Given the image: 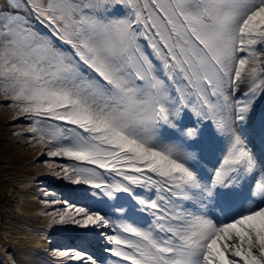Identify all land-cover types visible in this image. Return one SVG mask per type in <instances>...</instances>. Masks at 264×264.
Instances as JSON below:
<instances>
[{"label":"snow or ice","instance_id":"obj_1","mask_svg":"<svg viewBox=\"0 0 264 264\" xmlns=\"http://www.w3.org/2000/svg\"><path fill=\"white\" fill-rule=\"evenodd\" d=\"M0 107L77 197L0 264H264V0H0Z\"/></svg>","mask_w":264,"mask_h":264},{"label":"rangeland","instance_id":"obj_2","mask_svg":"<svg viewBox=\"0 0 264 264\" xmlns=\"http://www.w3.org/2000/svg\"><path fill=\"white\" fill-rule=\"evenodd\" d=\"M10 115V109L0 107V252L7 250L5 254L19 256L22 249L34 246L36 241L32 237L47 228V220L42 215L46 209L41 201L59 200L60 191L64 190L62 186H53L54 192L43 184L45 180L59 183L44 162L59 164L67 160L41 156L39 146L26 143L27 134L22 129L28 122L24 119L10 121ZM53 192L59 195L54 196ZM98 243L102 249V242Z\"/></svg>","mask_w":264,"mask_h":264}]
</instances>
